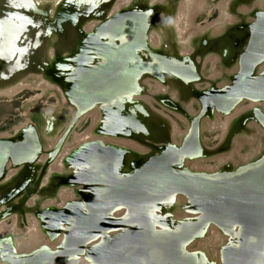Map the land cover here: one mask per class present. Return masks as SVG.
Instances as JSON below:
<instances>
[{
  "label": "water",
  "instance_id": "obj_1",
  "mask_svg": "<svg viewBox=\"0 0 264 264\" xmlns=\"http://www.w3.org/2000/svg\"><path fill=\"white\" fill-rule=\"evenodd\" d=\"M115 1L60 0L42 5L38 8L41 12L35 13L37 4L33 0H0V93L21 84L29 73L42 71L47 83L61 90L73 109L69 129L83 116L97 110V122H92L86 131L96 140L75 147L66 159L64 170L70 173L71 183L81 180L94 184L97 191L90 196L92 207L121 204L133 212L137 209L151 212L158 206L174 204L175 211H188L196 216L173 219L170 229L166 228L154 240L155 247L148 249L151 243L146 246V237L140 233H111L103 229L107 224L103 218L91 213L73 214L65 219L67 223L70 221V229L64 234L62 244L57 243L53 248L41 242L20 250L17 246H8V241H0V263L67 264L78 262L84 255L92 264H264V147L260 158L228 176L180 172L176 166L197 157L196 141L203 148L199 136L201 120L213 116L215 107L220 111L246 101L264 102V72L260 71L264 64V9L257 7L248 15L238 9L241 24L251 22L248 27L251 47L238 61L239 75L231 76L232 83L225 92L213 90L204 98H197L200 111L196 125L177 145L169 135L173 119L149 107L151 104H139L134 99L148 74L154 71L155 76L161 77L160 64L150 67L138 58V52L150 35L155 10L159 12L158 6H161L163 11V4L168 0H155L149 5L141 0L136 7L131 4L112 12ZM163 16L160 13L155 23L160 17L163 20ZM48 49L50 53L46 56ZM201 62L196 68L202 67ZM185 63L181 61L177 67L163 68L182 72L186 69ZM242 123L234 124L229 137H235ZM27 126L28 129L23 127L11 136L0 137V180L9 169L33 166L43 153L37 130L31 124ZM110 139L132 141L161 154L150 158H147L149 153L144 157L138 153L133 156L136 152L132 147L116 145ZM35 150H39L38 156H33ZM120 170H123L121 176ZM45 171L40 169L34 186L40 183ZM30 173L34 178V173ZM101 175L112 182L110 190H102ZM16 183L13 180L8 187L0 188L1 201L12 194ZM181 197L186 207L178 202ZM25 202L23 198L17 205L3 206L0 222L8 215L21 212ZM56 220L49 218L43 225L45 231L42 229L51 242L57 241V234L48 225ZM211 225L221 232L222 240L213 247L216 253L210 254L213 261L208 262L205 258L200 260L195 248L204 246L202 240L209 236L207 229ZM98 239L101 243H97Z\"/></svg>",
  "mask_w": 264,
  "mask_h": 264
},
{
  "label": "flooded vegetation",
  "instance_id": "obj_2",
  "mask_svg": "<svg viewBox=\"0 0 264 264\" xmlns=\"http://www.w3.org/2000/svg\"><path fill=\"white\" fill-rule=\"evenodd\" d=\"M134 1L136 2V0ZM134 1H132L131 4ZM257 1L258 0H231L228 4L227 12L229 13L232 20H224L221 23L217 24L215 21L219 17L218 14L217 18L213 20L211 23L203 25V27L205 28H203V30H201L200 33L191 36V40L192 39L194 40L193 41L190 40L191 42L189 43V46L188 45L182 46L181 43L177 41V44L179 45L177 47L179 48L176 49L171 47V44L168 42L167 39H166V43L163 40H161L160 44L153 45L150 40V35L147 38V42L139 46L138 53L140 56H138V58L141 59V61L143 62H147V64L150 67L153 66L155 68L156 65L160 64L158 72L161 73V77L155 76L154 71L152 72L153 74L150 75L148 74L147 79L143 80V83L138 88L140 89L137 93L138 96L134 99L137 101V103L143 102L147 106L151 104V106L149 107H155V109H157V107L155 106L157 105L158 107L162 106L161 108L164 107L166 109L180 110L184 112L185 121L184 120L183 121L187 125L186 129H180L178 123H176L175 120L171 117L174 121V124L171 128L169 135L171 139L175 142V144L178 145L179 143H181L183 139L191 133V130L193 129L194 125H196V120L198 119L197 115L198 112L200 111V106L197 98L198 99L204 98L207 92H212L213 90L225 92V88L227 90V87H229L232 83L231 76L239 75V71L237 67L239 64L238 61L243 56V54H247L248 49H250L251 47L250 31L248 29L249 24L251 22L248 21L246 24L244 23L241 24L239 19L240 17L237 14V11L238 9L240 11L241 7H247L251 9L250 12H252L257 7L261 8L256 4ZM137 2L141 3V0H137ZM147 8L149 9V7ZM143 11H148V10L144 9ZM139 12L142 11L140 10ZM109 14H107V16H109ZM97 22L99 23V21H95L96 24ZM153 22L155 24L156 19H153L151 21L152 24ZM152 24L149 27V33L153 28ZM216 28H220L221 30H219V32H214ZM240 33L241 35H239L238 38L237 35ZM167 37L169 38V36ZM188 48H191L192 51L191 52L181 51L183 49H188ZM200 60L202 61L201 62L202 67L196 68L197 64H200ZM181 61H184V63L186 62L185 70H187V72L191 71V75L193 76L192 78L189 79L184 78L182 75L178 74V72H175L178 69H174L175 71H173L172 69L163 68V66L177 67L179 66V63ZM192 62L195 63V66ZM205 63H209L210 68L213 69V71H216L212 76L208 78L202 75V68ZM260 71L264 72V64L261 66ZM155 83H159L160 85H162L164 90H157ZM185 90H187V92L191 90L190 94H188ZM183 92H186V99L189 97L190 98L186 100V102H184L183 104L177 103L179 102L178 100H181L180 96L183 99H185V97L183 96ZM154 102L159 104H154ZM187 102L197 103V105L199 106V111L196 112L193 109L192 105H187ZM248 104L249 102L246 101L241 105L248 106ZM182 106L186 107L189 110V113L187 111H184ZM237 107L235 106L233 109L232 108L221 109L219 111V113L221 114L219 118H217L214 113V111L216 110L215 107L212 110L213 116H208L207 118L204 117L205 119L201 120V124H200L201 127L203 120L205 122L212 121L213 124L216 123L217 121H220V123H222L224 126L225 124L224 121L226 117H229V121L225 126V132L224 134H222L219 145L220 146L219 152L221 154L218 155L225 154L224 156L226 157L225 158L219 157L218 159H221L223 161H221L220 163L214 166L206 165L205 163L204 164L202 163V161H206V157H208L209 154L204 148V143L200 132L199 136L201 138L202 141L201 143L203 145V148L201 146L199 147L196 141V146L198 149L196 151L197 157L193 158L191 161L185 160L183 165L177 164L176 166H179L177 170H179L180 172H186V170H189L191 172L205 176L210 174H217V173L228 176L233 173H237L239 169H243L244 167L252 164L255 160L260 158L261 149L264 147V123L259 114L263 115L264 117V107L261 104H259L256 105L254 109H247L240 113H236ZM161 108L158 110L161 111ZM146 114H148V111ZM237 121H243V123L240 126L238 132L236 133L235 137L231 138L229 137L228 134ZM249 135L252 136L251 138L257 139L258 142H260V144L258 145V147H253L250 150V152L247 154L244 155L239 154L238 149L237 147H235V145L239 142H242V140H246L247 136L250 137ZM88 138H90V141L96 140V137L94 138L92 134H90ZM146 138L149 137L146 136ZM145 140L146 139L144 138L143 141ZM149 142L150 141L147 140V144H149ZM115 144L120 145L118 143ZM232 145H234V147ZM140 146H141L140 149H138L139 151L134 150L136 153L133 154V156L140 154L141 157H144L149 153V156L147 158H150L152 156H158L161 154L159 152L152 151V149H150L148 146H143V145ZM229 153H232V155H230ZM68 156L69 154L63 157V163L61 165V168L56 171H53L52 168L48 170L47 168L48 164L45 161L46 156H44V160H39L41 163L37 162L34 164V166L39 164L40 168H44V170H46L45 171L46 174H44V178L41 184L43 188H49V187H50L49 189L54 188L53 181L56 177L58 178L59 176H63L67 178L66 182L65 183L62 182L60 185L66 184V186H62L63 187L62 189L66 190L67 192L68 191L71 192V196L66 197L65 199V197H63L62 195L63 193L58 192L57 196L54 198V196H52L53 195L52 193H54L52 192L53 191L52 190L50 193H45V195L39 199L40 200L39 205L42 206V209L41 212H38L37 214L38 215L37 221L40 222V226H42V229H44L45 231V228L43 227L45 221H48L49 218L51 220L52 217L58 219L56 220V223L48 225L50 231L56 232L57 234L56 240L58 244H62L64 234L70 229L69 227L70 221H68L67 223L66 222L67 220L65 221V219L67 217H71V215L73 214L75 215L80 213L81 215H88L91 213L95 216H99L100 218H103L107 222V224L103 228L104 230H111V233L115 232V234L126 233V235H128L129 233L130 234L140 233L143 236V238L147 237L148 234L150 236H155L157 234V237L158 236L160 237V235L165 232L166 228H168V230L170 229V227L173 224L172 220L176 219V217L178 219L184 217L194 219V217L196 216V214L188 211H184L183 213H181L180 211L179 212L175 211L174 204L172 205L167 204V206L164 207L158 206L156 208L163 207L162 210L161 209L157 210L155 208L151 212H145L142 211L141 209H137L135 212H133L127 210V207L122 206L121 204L120 206L119 205L112 206L109 205L108 203L102 205L103 208L96 209L95 207H92L90 203L91 202L90 196H92L95 193V191H97V189L93 187L94 184L91 181L84 182L81 180H78L77 183L69 182L70 173H66L64 171L65 163L67 162L66 159ZM229 156L231 159L229 158ZM28 167L31 166H27V165L20 166V171H19L20 175H17V179L21 177V183L23 182L22 183L23 185H20L19 184L20 182H17L16 188L20 187L22 189L25 188V190H27L29 187L28 186L29 184L27 183L33 181V179L32 180L27 179L26 181L27 177L25 175V171L26 169H28ZM89 167L91 168V165ZM122 171L123 170H120L119 176L122 175L121 174ZM28 176L30 177L31 175ZM17 179H13V180H17ZM39 182H41V179ZM86 185H88L87 188ZM16 188L15 191H17ZM29 191L28 193L22 196V199L26 198V200H28L30 197H32V195H30L32 192ZM12 198L13 196L9 194V196L3 200L4 202L5 201L10 202ZM22 199H18L16 202L19 203ZM181 199L183 198L181 197ZM181 199H179L178 202L180 203V205H183V207H186V204L185 203L183 204ZM28 204L29 205L32 204V201ZM33 217L36 219V216ZM211 226H209L207 229L208 235L211 232L212 229ZM218 235H221V232L218 231ZM157 237L156 239L153 237L154 240H157ZM153 238L150 239V243L152 245L150 244L147 247L148 249L155 247ZM10 240L11 239L8 238V235L0 237V241H8L7 242L8 246L11 243ZM202 241H205L204 246H201V248L200 247L195 248V250L199 252L200 260L202 258L205 259L207 258L206 260L208 262H212L213 260L211 259L210 254L216 253V248L215 249L213 248L214 251L212 250L210 251L206 243L205 237L203 238ZM93 243L95 244L96 240ZM97 243H101V239H98ZM125 248L128 247L125 246Z\"/></svg>",
  "mask_w": 264,
  "mask_h": 264
},
{
  "label": "rangeland",
  "instance_id": "obj_3",
  "mask_svg": "<svg viewBox=\"0 0 264 264\" xmlns=\"http://www.w3.org/2000/svg\"><path fill=\"white\" fill-rule=\"evenodd\" d=\"M42 1H43V5H46V4L49 5L52 3L53 4L56 3L57 0H42ZM58 1H60V0H58ZM118 1L119 0L115 1L116 5L114 7H112V8H114V10L112 9V12L117 11L119 8H121L123 6L130 5L131 2L134 0H126L125 2H121V3ZM144 1H143V3L149 5L150 3L154 2L155 0H144ZM183 1L184 0H168L166 3L163 4V6H164L163 11H162L161 6H158L159 12L157 11V9L155 10V12L157 14L155 15L154 18L156 19V17H158V15L160 13H164L163 20L161 17L162 21L161 20L157 21V24H159V25H157L156 23L154 24V22H153V24H152L153 28L151 29V31L149 33L151 35L157 29L156 32L161 35V40H163L166 43V39H167L168 42L171 44V47L176 48V49L179 48V47H177V46H179L177 44V38L179 39V37L177 36L176 31L174 29V26H175L174 20H175V15L177 13V8H178L179 4L182 3ZM220 1L221 0H196L195 3L193 4L192 10H190V21L188 20V23H189L188 29L189 30H192V29L199 30L200 28H205V27H203V25L211 23L213 20H215L217 18L218 14L221 15V13H222L221 9L220 8L218 9V7H220L223 2L222 1L220 2ZM230 1L231 0H227V2H226L227 8H226L225 17L223 18V21L224 20H232L229 13L227 12L228 11V4ZM196 2H198V3H196ZM34 3H35V1H34ZM134 3H138L137 0H136V2L134 1L132 3V6L136 7ZM256 4L260 5V0H258L256 2ZM155 7H157V6H155ZM261 8L264 9V7H261ZM240 11L243 14H248V13H250L251 9H249L247 7H241ZM107 14H109V13H106V15ZM220 17L221 16H219L218 19L215 21L217 24L222 22V21H219ZM92 24H93V22H92ZM154 28H155V30H154ZM197 33H200V32H195V33H193V35L197 34ZM167 36H169V38ZM186 50H188L189 52L192 51L191 48L186 49ZM186 50L184 49L183 52H188ZM49 53H50V49H48L46 51V56ZM170 69H172V68H170ZM34 72H35L34 74L29 73L28 75L23 77V79L21 80V84H19V85H21V86L23 85L24 87L19 92L14 94L10 99L7 96L0 95V137L11 136L16 131L23 129V127L25 129H28L27 125H29V124L33 125V127H35V129L37 130V133H38L39 138H40L39 140H40L41 144L43 145V153L40 156H43V157L46 156L45 161L48 164L47 168L49 170L50 168L54 169L53 165L56 166V164H57L56 162H57L59 156L63 153L65 146H67L66 147L67 151L63 154V157H65L67 154H69L71 151H73V149L75 147L80 146V145L84 144L85 142H87L88 140H90V138L88 139V136H86V137H84V136L87 133L86 131L90 127L92 121H91V116H87V115L85 117L83 116L81 119H79V121H77V123L73 126V128L69 129L71 123L73 122V115H74L72 107L70 106V104L68 102L64 101V99H63L64 95L63 96L61 95V91L57 87H54V86L49 87L51 84H49V83L47 84V80L43 76L42 71H39V72L34 71ZM176 72H178V74L182 75L186 79L193 77L191 75V71L187 72V71L183 70L182 72H179V69H178ZM215 72L216 71H213V69L210 68L209 63L204 64V66L202 68V75L204 77L208 78V77L212 76ZM45 83H46V85H45ZM155 86H156V83H155ZM185 91L187 92V90H185ZM190 91L187 93L190 94ZM186 92H183V96L185 97V99H183L180 96L181 100H178L179 102H177V103L183 104L184 102H186V100H188L190 98L189 97L186 99ZM135 96H136V94H135ZM137 96H138V94H137ZM174 96H175V94H174ZM147 100H148V98H147ZM154 104H159V103L154 102ZM187 105H192L193 109L196 112L199 111V106L197 105V103L187 102ZM256 105H259V104L254 103V104L250 105V107H248L247 105H243V106L241 105L242 106L241 109L242 108H244V110L254 109V107ZM261 105L264 107L263 103H261ZM155 106L157 107V109H160L162 107V106L158 107L157 105H155ZM183 110L187 111L189 113V110L186 107H183ZM161 111L165 112L170 117H172L175 120V122L178 123V126L180 129H186L187 125L184 122L185 121L184 112H182L180 110H171V109H163V108H161ZM214 113H215L216 117H218V118L221 115V114L220 115L217 114V110H215ZM259 115L262 118L263 123H264L263 115H261V114H259ZM228 121H229V117L228 118L226 117V119L224 121V123H225L224 126L222 123H220V121H217L214 124L212 123V121H210V122H205L204 120L202 121V127L200 129L201 130L200 132H201V136L203 139L204 148L209 154V156L206 157V161H202L203 164L205 163L206 165L214 166V165L220 163L221 161H223L221 159H218L219 157H224V158L226 157V156H224L225 154L224 155H218V154H221L219 152L220 139L222 137V134H224V132H225V126L228 123ZM67 130H68V132H67ZM65 134H66L65 139H64L59 151H57L55 153L56 155H54L52 157V154L55 152V150H57V146ZM253 134H251V135H253ZM251 135H249L250 137L247 136L248 139L246 138V140H242V142H239L235 145V147H237V149H238L239 154H242V155L247 154L250 152V150L253 147H258V145L260 144V142H258L257 139L251 138L252 137ZM81 136H82V138L80 140L79 137H81ZM75 138H76V142H75ZM174 138H175V136H174ZM110 140H112V139H110ZM112 141L113 142L114 141L119 142V144H120V142L122 144L127 143L126 141H118V140H114V139ZM127 145L134 146L132 148H134V149L137 148V150L140 149V147H141L140 145L136 146V144H129L128 143ZM68 146L70 149L68 148ZM232 146L234 147V145H232ZM229 154L232 155V153H229ZM43 157H39L38 161L40 160V158H43ZM63 157L60 159L61 161H58L61 163V165L63 163ZM229 158H230V156H229ZM38 161H36V162H38ZM6 166L7 167L10 166V162H8L6 164ZM4 168H5V165H4ZM39 168H40V165L37 164L35 166L33 165L31 167H28V169H26V171L24 170L25 175L27 177L26 181H27V179L28 180L33 179L32 182L30 181L27 183V184H29L28 185L29 187L27 190H25V188L21 190L20 187H18V188H16L17 191H15V188H14L13 192L16 194L12 195L13 192H12V194H10L11 196H13V198L8 203L6 201L4 202V200L1 201L2 197L0 198V209H1L3 206L7 207V206L19 204L16 202L18 199H22V196L25 195L26 193H28L29 190L32 192V194H31L32 197H30L28 200H26L25 205H24L25 208L22 209L21 212H16L14 214L8 215L5 218L1 219V220H4L5 226L7 228H9V232H7V234H5V235H8V238L11 239L10 244H12V246H15V247H16L17 241L21 242L24 239L28 238V236L30 235V232H31L30 230H32L34 225H36V224H38V226L40 225V222L37 221V217H38L37 214H38V212H41V209H42V206L39 205L40 204L39 199L42 196H44L45 193H50L53 190L52 192H54V193H52L53 194L52 196H54V198L57 196L58 192L63 193L62 195H63V197H65V199H66V197L71 196V192H69V191L67 192L66 190L62 189L63 188L62 186H66V184L60 185L62 182L65 183L67 180V178L63 177V176H59L58 178L56 177L54 179V181L52 179L55 187L49 189L50 187L49 188H43L41 186L42 180L44 178V175L42 174L41 182L39 183L38 186H34L35 180L40 173L41 168L40 169ZM10 170L11 171L16 170V171L15 172L12 171V173H14V174L11 173L12 174L11 175L9 173ZM19 171H20V167L14 168V169L13 168L9 169L6 172L5 176L0 180V188L3 186H6V185L8 187V184H11L13 179H17V175H20ZM30 171L34 173L33 174L34 178L33 177L30 178L28 176V173ZM30 175H31V173H30ZM19 178H21V177H19ZM17 182L21 183V179H17ZM67 185H69V184H67ZM5 198H3V199H5ZM37 198L39 201L37 200ZM35 199H36V201H35ZM31 201H32V204L29 205L28 203H30ZM33 216H36V219ZM14 217H16V219H17L15 226H14L15 221L13 219ZM40 230H42L41 226H40ZM2 236H0V237H2ZM43 239H44L43 240L44 244H48L49 246L52 247V245L50 244L51 241L46 239L45 235H43ZM219 239L222 240V236L221 235L219 236L217 234L215 236H212L211 234H209V236L205 237L206 243H207L210 251L211 250L214 251V249H212V248L215 245H217L216 242ZM51 243H53V242H51ZM54 243H55V241H54ZM199 244L200 243H198L197 245H199ZM88 263L91 264L90 261L89 262L87 261V264ZM0 264H6V263H0Z\"/></svg>",
  "mask_w": 264,
  "mask_h": 264
},
{
  "label": "bare ground",
  "instance_id": "obj_4",
  "mask_svg": "<svg viewBox=\"0 0 264 264\" xmlns=\"http://www.w3.org/2000/svg\"><path fill=\"white\" fill-rule=\"evenodd\" d=\"M35 1V3L37 4V7L35 6V8H34V10H35V13H39V12H41L38 8H41L42 7V5H43V1L42 0H34ZM58 1V0H57ZM56 1V2H57ZM126 0H119L118 2H125ZM195 1L196 0H184L182 3H180L179 4V6H178V8H177V13H176V15H175V20H174V24H175V26H174V29H175V31H176V34H177V36L179 37V42L182 44V46H183V44L184 45H188L189 46V43H190V40H191V36L193 35V33H195V32H201V30H203V28H200L199 30H194V29H192V30H189L188 29V27H189V23H188V20L190 21V10H192V7H193V4L195 3ZM223 3H222V5L220 6V7H218V9L220 8L221 9V15H219V16H221L220 18H219V21H223V18L225 17V12H226V8H227V0H221ZM220 1V2H221ZM117 2V3H118ZM196 3H198V2H196ZM220 5V4H219ZM259 5V4H258ZM33 6V5H32ZM196 6V5H195ZM259 6H261V7H264V0H260V5ZM37 10H39V11H37ZM220 13V12H219ZM230 19V18H229ZM158 21L159 20H161V17L159 18V19H157ZM219 30H221L220 28H216L215 29V31L214 32H219ZM150 40H151V42H152V44L153 45H158V44H160V42H161V35L159 34V33H157L156 31L155 32H153L151 35H150ZM189 49V48H188ZM142 50V49H141ZM184 50V49H183ZM183 50H181V51H183ZM186 50V49H185ZM186 51H188V50H186ZM189 52V51H188ZM183 60V59H182ZM159 69V68H158ZM173 71H175L174 69H172ZM176 72V71H175ZM194 74V73H193ZM43 80V79H42ZM48 84V83H47ZM45 85H46V83H45ZM24 86L22 85H17V86H15L14 88H12V89H9V90H7V91H5V92H2V93H0V95H4V96H7V97H9V99L14 95V94H16L17 92H19L22 88H23ZM49 87H53V85H50ZM156 88H157V90H164V88L162 87V85H160L159 83H156ZM56 89V88H55ZM61 91V90H60ZM61 95L63 96V94L61 93ZM63 99H64V101L66 102V100H65V97L63 96ZM252 104H254L252 101L251 102H249V105H248V107H250V105H252ZM263 105H264V102H263ZM243 106V105H242ZM241 105L240 106H238L237 108H236V113H240L241 111H243L244 110V108H242L241 109V107H242ZM247 107V106H246ZM246 109V108H245ZM217 114L218 115H220V113H219V111H217ZM86 116V115H85ZM84 116V117H85ZM87 116H91V120H92V122L95 124L96 123V121L98 120V112H97V110H93L92 112H90V113H88V115ZM218 118V117H217ZM228 118V117H227ZM227 121V120H226ZM55 127V126H54ZM86 136H88V134L86 133L85 134V136L84 137H86ZM80 138V140H81V138H82V136L81 137H79ZM89 139V138H88ZM83 140V139H82ZM113 140V139H112ZM89 141V140H88ZM107 141H108V139H106L105 141H104V143H107ZM118 141H126L127 143L125 144H122L121 142H120V145L121 146H124V147H129V145H127L128 143L129 144H136V143H133L132 141H128V140H124V139H122V140H118ZM75 142H76V138H75ZM115 142V141H114ZM81 143V142H80ZM115 143H118L119 144V142H115ZM76 144V143H75ZM77 145V144H76ZM75 145V146H76ZM131 146V145H130ZM136 146H139L138 144H136ZM66 147L67 146H65L64 147V151H63V153L59 156V158H58V160H57V164H56V166L55 165H53V171L55 170H59L60 168H61V163L60 162H58V161H61L60 159L63 157V154L67 151V149H66ZM131 147H134V146H131ZM68 148H69V146H68ZM70 149V148H69ZM134 150H137V148L136 149H134ZM38 152H39V150L37 151V150H35V152H34V154H33V156H36L37 154H38ZM38 156V155H37ZM41 157H43V156H41ZM40 160H44V157L43 158H40ZM12 171H16V170H12ZM12 171L10 170V174L12 173ZM12 174H14V173H12ZM11 174V175H12ZM101 178H103L102 179V183L100 182L99 184H101L102 185V190L104 189V190H110V187H111V183L112 182H110L108 179H107V177L105 176L104 177V175H101ZM181 199V198H180ZM14 219V226L16 225V222H17V219H16V217H14L13 218ZM60 226H62V225H60ZM52 227V226H51ZM32 228V227H31ZM211 235L212 236H215L216 234L218 235V231H217V229L215 228V227H213V226H211ZM35 230V231H34ZM31 232H30V235L28 236V238H26V239H24L23 241H21V242H18L17 241V247H18V249H20V250H24V249H28V248H30L31 246H36V245H40V244H42L41 242H43V232H42V230H40V225L38 226V224H36V225H34L33 226V228H32V230H30ZM7 232H9V228H7L6 226H5V224H4V220H2L1 222H0V236H4L5 234H7ZM155 238L156 239V237H157V234L155 235V236H150L149 234H148V236L146 237V240H145V242L144 243H150V239L151 238ZM154 238H153V240H154ZM64 239V238H63ZM57 241H55V243H56ZM219 241H217L216 243H218ZM54 242L53 243H51L50 242V244L52 245V247L54 248V247H56L57 246V243L55 244ZM201 248V247H200ZM207 253V252H206ZM205 256V255H204ZM207 257H208V255H207ZM207 259V258H206ZM87 261L89 262V260H87V259H85V256L84 255H81V259L78 261V262H76V263H67V264H87ZM91 263V262H90ZM89 264V263H88ZM92 264V263H91Z\"/></svg>",
  "mask_w": 264,
  "mask_h": 264
}]
</instances>
